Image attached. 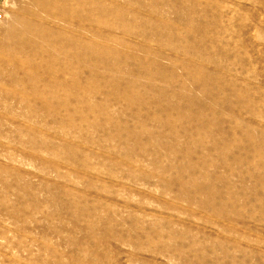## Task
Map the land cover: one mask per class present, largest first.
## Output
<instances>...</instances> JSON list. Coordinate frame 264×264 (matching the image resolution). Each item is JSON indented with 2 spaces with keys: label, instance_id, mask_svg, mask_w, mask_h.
<instances>
[{
  "label": "rangeland",
  "instance_id": "obj_1",
  "mask_svg": "<svg viewBox=\"0 0 264 264\" xmlns=\"http://www.w3.org/2000/svg\"><path fill=\"white\" fill-rule=\"evenodd\" d=\"M0 15V264H264V0Z\"/></svg>",
  "mask_w": 264,
  "mask_h": 264
},
{
  "label": "built area",
  "instance_id": "obj_2",
  "mask_svg": "<svg viewBox=\"0 0 264 264\" xmlns=\"http://www.w3.org/2000/svg\"><path fill=\"white\" fill-rule=\"evenodd\" d=\"M0 17H1V15H0Z\"/></svg>",
  "mask_w": 264,
  "mask_h": 264
}]
</instances>
